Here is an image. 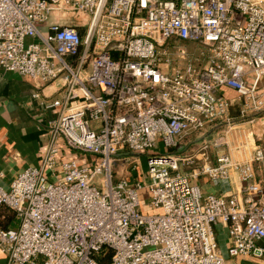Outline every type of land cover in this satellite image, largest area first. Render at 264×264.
I'll use <instances>...</instances> for the list:
<instances>
[{
	"label": "built area",
	"instance_id": "1",
	"mask_svg": "<svg viewBox=\"0 0 264 264\" xmlns=\"http://www.w3.org/2000/svg\"><path fill=\"white\" fill-rule=\"evenodd\" d=\"M54 13L87 23L51 21ZM0 68L63 81L62 96L42 103L58 113L40 164L0 185V207L17 219L0 228L7 264H101L105 249L106 264H225L216 228L231 264H264V178L253 168L264 162L261 147L241 159L222 153L216 164L205 147L200 158L150 154L138 172L148 183L122 172L113 181L111 171L120 152L173 148L206 125L229 124L225 89L241 114L263 107L264 0H0ZM232 172L239 189L229 196L195 182Z\"/></svg>",
	"mask_w": 264,
	"mask_h": 264
},
{
	"label": "crops",
	"instance_id": "2",
	"mask_svg": "<svg viewBox=\"0 0 264 264\" xmlns=\"http://www.w3.org/2000/svg\"><path fill=\"white\" fill-rule=\"evenodd\" d=\"M73 16L54 13L50 20L77 26L73 22ZM62 84L61 78H56L49 83H42L16 71H6L0 68V185L3 188L8 189L12 179L21 170L40 164L41 152L48 142L47 121L58 113V109H46L42 103L61 97L63 94ZM258 92L264 94V77L258 84ZM35 93H38L39 96L34 97ZM224 94L232 100L230 114L234 119L232 120L233 124L206 125L197 133L198 137L206 139L209 148L205 152L211 164H216V157L222 153H228L234 158L237 155L239 141L244 139H248L254 147L259 146L264 149V110L255 116L241 117L244 114L235 116V109H241L240 101L235 91L231 89H225ZM213 138L215 142L220 140L219 144L223 146L211 147L210 143ZM187 144L182 146L188 148ZM214 146H217L216 143ZM249 153H252V149ZM190 156L200 158L201 153L198 152ZM253 168L256 178H264V162H254ZM199 179L202 180V184H197L203 193L229 196L239 189L237 175L233 172L228 179L211 181L207 177L201 176L196 180ZM7 216L12 218L6 228L15 227L16 216L11 210L1 207L0 222L6 223ZM0 264H7L6 258L1 252Z\"/></svg>",
	"mask_w": 264,
	"mask_h": 264
},
{
	"label": "rangeland",
	"instance_id": "3",
	"mask_svg": "<svg viewBox=\"0 0 264 264\" xmlns=\"http://www.w3.org/2000/svg\"><path fill=\"white\" fill-rule=\"evenodd\" d=\"M73 22L75 25H80V26H85L87 23V21L84 18H82L81 16H78V15L73 16ZM181 45L184 46L188 51H190V52L193 51L192 50L194 48L193 43L187 42V41H182ZM262 95L264 96L263 93H262ZM242 104L243 103L240 101V105L243 107ZM263 110H264V105L259 110H252L251 108H248V110L245 111L244 116H241V117H246L248 115L255 116L257 113H259ZM235 112H236L235 116H240V114H241L240 109L236 108ZM232 120H234V119H232ZM232 120L229 123L230 125L233 124ZM197 133H199V132L198 131L191 132V133H189V134H187L181 138H178L176 140V145L174 146L175 148L173 147V148L166 149V147H164V145L162 143H156V145L153 149H150V150L145 151V152H129V151L120 152L119 154L116 155V158L118 159V161L111 165V171H112V174H114L113 175L114 176L113 181H115V178H116L115 173H121V172L123 173V176H125V177H130L131 175H132L131 177H133L138 172H141L145 176V171L147 168L146 158L150 154L172 152L175 155H178L180 157H185V156H190L192 154L193 155L197 154L201 147H205L206 150H208L209 147H207L206 139L203 140L204 139L203 137H198ZM213 137L215 138L216 136H213ZM214 138H213V141L210 143L211 147L218 148L219 146L220 147L223 146V145L219 144L220 140L218 142L217 141L215 142ZM214 143H218V144H216L217 146H214ZM184 144H187L189 149L183 147ZM181 145H183V146H181ZM243 145H246L247 147L243 148L244 147ZM180 146L183 147L182 150L181 149L177 150L176 148H178ZM251 149H254V146H253V143H250V141L248 139H244V140L239 141V145L237 146V155L234 156V159H237V158L241 159V158L247 157L250 154L249 151ZM183 171H184V168L183 169L181 168L180 172H183ZM142 174H140V173L137 174L134 177V180L141 181V182L144 180L145 183H148V179L146 177L142 178ZM100 177L101 176L99 175L96 177V179L100 178ZM196 183L201 185L202 180L201 179L196 180ZM97 186L99 187V185H97ZM148 195H149V193H148V190L146 188H143L139 191V196L142 200L146 199V197ZM215 235L217 238L219 249L224 254V257L226 259L225 264H231L232 261H234V258H229L226 254V246H227V242H228L226 233L223 230H220V228H216L215 229Z\"/></svg>",
	"mask_w": 264,
	"mask_h": 264
},
{
	"label": "trees",
	"instance_id": "4",
	"mask_svg": "<svg viewBox=\"0 0 264 264\" xmlns=\"http://www.w3.org/2000/svg\"><path fill=\"white\" fill-rule=\"evenodd\" d=\"M79 31H80V33H83V29H82V28H80ZM181 146H182V145H181ZM181 146L178 147V148H176V149H177V150H179V149L182 150V147H181ZM174 148H175V147H174ZM180 152H181V151H180ZM1 207H5L6 209L11 210V211L13 212V215H15L14 211H13L12 209L8 208L7 206H4V205H3V206H1ZM1 207H0V208H1ZM7 218H8V219H7L8 221H7L6 223L3 224V223L0 222L1 228H6V227H7V223H9V221L11 220L12 217H11V216H7ZM104 252H105L106 255H105V257H104L103 259L100 260L101 264H106V263L109 261V259H110L111 251L108 250V249H105Z\"/></svg>",
	"mask_w": 264,
	"mask_h": 264
}]
</instances>
